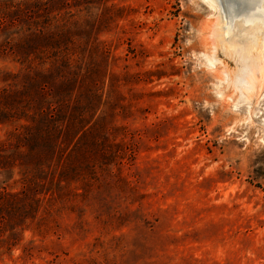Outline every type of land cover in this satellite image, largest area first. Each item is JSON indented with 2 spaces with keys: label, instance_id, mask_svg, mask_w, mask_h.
Instances as JSON below:
<instances>
[{
  "label": "rangeland",
  "instance_id": "1",
  "mask_svg": "<svg viewBox=\"0 0 264 264\" xmlns=\"http://www.w3.org/2000/svg\"><path fill=\"white\" fill-rule=\"evenodd\" d=\"M56 7L73 15L76 36L110 48L119 100L104 103L109 152L103 175H87L90 192L60 200L38 188L32 209L5 223L13 245L0 247V264H264V83L238 99L219 78L222 63L209 67L213 9L204 0ZM216 56L236 66L222 49ZM17 67L0 49V78Z\"/></svg>",
  "mask_w": 264,
  "mask_h": 264
},
{
  "label": "trees",
  "instance_id": "2",
  "mask_svg": "<svg viewBox=\"0 0 264 264\" xmlns=\"http://www.w3.org/2000/svg\"><path fill=\"white\" fill-rule=\"evenodd\" d=\"M53 1L0 9V49L18 65L0 78V128H10L0 139V247L13 245L5 223L32 209L38 188L60 200L90 192L87 175H103L109 152L104 103L119 92L110 87V48L76 36L73 15L56 7L67 0L52 9Z\"/></svg>",
  "mask_w": 264,
  "mask_h": 264
},
{
  "label": "bare ground",
  "instance_id": "3",
  "mask_svg": "<svg viewBox=\"0 0 264 264\" xmlns=\"http://www.w3.org/2000/svg\"><path fill=\"white\" fill-rule=\"evenodd\" d=\"M204 1L216 13L207 26L209 67L222 63L220 80L238 94V99L244 98L264 83V0ZM219 49L234 60V68L217 58Z\"/></svg>",
  "mask_w": 264,
  "mask_h": 264
}]
</instances>
